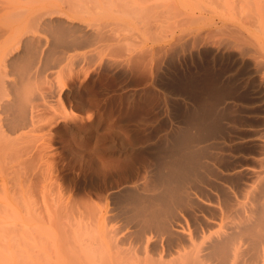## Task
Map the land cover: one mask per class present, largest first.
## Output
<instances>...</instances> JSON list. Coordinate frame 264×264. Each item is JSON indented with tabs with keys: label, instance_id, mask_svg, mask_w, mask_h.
I'll return each mask as SVG.
<instances>
[{
	"label": "bare ground",
	"instance_id": "bare-ground-1",
	"mask_svg": "<svg viewBox=\"0 0 264 264\" xmlns=\"http://www.w3.org/2000/svg\"><path fill=\"white\" fill-rule=\"evenodd\" d=\"M204 1L187 20L178 0H0V207L18 264H264V0ZM202 54L238 74L197 64L182 79L181 60ZM101 71L161 90L158 140L128 129L98 151V132L144 105L91 81L70 112L66 86ZM118 153L129 164L107 170Z\"/></svg>",
	"mask_w": 264,
	"mask_h": 264
},
{
	"label": "rangeland",
	"instance_id": "rangeland-1",
	"mask_svg": "<svg viewBox=\"0 0 264 264\" xmlns=\"http://www.w3.org/2000/svg\"><path fill=\"white\" fill-rule=\"evenodd\" d=\"M179 1V3L181 2H184V4L182 3V4H180L181 5V7H182V5H184V7H185V1H182V0H178ZM190 2L188 3V0H187V2L186 3H188L186 6H187V8H189L190 7V11H188V9L186 8H181L180 7V5H177V7H179L178 8V11L180 12H184V13H186L187 15H190V13L192 12V11H195L196 12V9H197V7L196 6H198L197 4H199V3H202L203 1H199L198 3L196 2V0H195V2L197 3V4H195V2L193 3V4H191L193 1H191V0H189ZM198 1V0H197ZM177 2V1H176ZM205 2V1H204ZM203 2V3H204ZM178 3V4H179ZM202 3V4H203ZM189 4H190V6H189ZM193 5V6H192ZM196 5V6H195ZM199 6H201V4H199ZM196 9H195V8ZM183 9V10H182ZM185 10V11H184ZM179 12H178V14H179ZM180 12V13H181ZM187 12H189V13H187ZM183 13V14H184ZM182 14V15H183ZM186 14H184L185 16H183L182 18L184 19L185 17H188V16H186ZM181 15V16H182ZM180 16V17H181ZM179 18V17H178ZM182 18H181V20H182ZM185 19H187V18H185ZM179 20H180V18H179ZM188 20V19H187ZM190 21V20H189ZM189 21H186L185 23H184V21L182 22V23H184L185 24V27H188V28H190V27H192V26H195L196 28H197V24H195L194 22L192 23L191 21H190V23L192 24V26H191V24L189 25L188 24V22ZM180 22V23H181ZM186 23L188 24V25H186ZM169 25H170V23H168ZM184 24H180L181 26L182 25H184ZM194 24V25H193ZM169 25H167V28H166V30H168V31H166V34H167V32H169V30H171V27L169 28L168 26ZM179 24H178V28H181V26H180ZM180 26V27H179ZM184 27V26H183ZM184 27V28H185ZM183 28V29H184ZM186 29V28H185ZM192 30L193 29H195L194 27H192L191 28ZM188 31V30H187ZM170 33V32H169ZM204 56V57H203ZM194 57V58H193ZM192 57V59L191 58H189V57H186V58H184V60H181L182 62H180L179 63V69H180V73H181V75H180V77L182 78V79H184V78H186V77H189L190 75H192V76H194L195 74H190V72L191 71H194V68H195V65H197V64H202V66H205L206 68L208 67H210V71L207 73V74H214V75H218L219 77H223V78H221L223 81H227L229 78H234L235 77V74H238V72H237V68H236V65H234L233 63H231L229 60H223V61H221L220 63L219 62H217V63H213L212 62V60H211V58H210V56H208V55H204V54H202L201 55V57H199V56H197V55H194ZM203 57V58H202ZM188 58V59H187ZM200 58V59H199ZM189 60V61H188ZM194 60H195V62H194ZM201 60V61H200ZM187 63H186V62ZM211 62L213 63V64H211ZM181 64V65H180ZM222 65V66H221ZM230 66V67H229ZM234 67V68H233ZM90 72V71H89ZM88 72V73H89ZM102 72V71H101ZM99 73V75L98 74H86V77H85V81L84 82H81L82 80H80V81H75V82H72V83H70V84H68V86H66V89H65V93L63 94V99H64V103H65V106L67 105L69 108H70V112H74V114H81L82 115V108H83V112H84V105L87 103V101L89 100V98H88V96H87V94H88V92H89V90H90V86H88V83H90L91 81H96V83L97 84H100V85H103L107 90H108V92H109V90H110V92L109 93H111V91H113L112 92V94L114 93V94H117V95H119V94H122V93H128L129 92V94H131V96L129 95V94H126L127 96L129 95L130 96V98L131 99H134V100H136L137 102H139V101H141V103L142 104H144L143 105V107L142 106H140V107H138L137 108V110L138 111H140L141 110V112H140V114H139V112H137V113H135L137 110H135V114L132 112V111H129V113H133L134 115H132V113L131 114H129L128 112L125 114L124 113V115L126 116L124 119V121H123V123H120V125L124 128V129H122V127L119 125V124H117L116 126H118L119 127V129H117V128H115L114 130H113V133L115 132V136L114 137H108V136H106L105 135V133L103 132V130L102 131H99L98 132V134H99V138L97 137L96 138V140H95V142H96V144H98L97 146L99 147V150L98 151H101V150H103V151H106L108 148H109V146L110 147H112L113 146V144L115 145V144H118L120 141L121 142H123V139H124V141H127L126 139H129V130L128 129H130V131L132 132V134H136L137 135V139H138V141H140L141 140V142H142V144H146V142L148 143V141H150V139H152V141H154V140H158L159 138H160V136H161V134L164 132L163 131V129L165 130L166 129V127L169 129V126H165L164 127V124L162 125L161 124V121L160 120H162V118L161 117H163L165 114V112L162 110V109H164V108H160L161 106H159L160 105V103H162L163 101H164V96H163V94L161 93H159L158 94V92L160 91L161 92V90H158V88H152V86H150L151 84H150V82H149V80H144L143 82H140V83H134V84H130V85H128V86H126L127 84H126V82H119V81H117L116 82V80L114 79V78H112V77H109L110 75L108 74L107 75V73L106 74H104L105 72H102V73ZM91 73H93L92 71H91ZM168 73V72H167ZM134 74V73H133ZM135 74H142V73H135ZM143 74H148V73H143ZM109 77V78H111V79H109V78H104V77ZM225 77V78H224ZM227 78V79H226ZM87 79H88V82H87ZM109 79V80H108ZM149 82V83H148ZM103 83V84H102ZM124 83V84H123ZM150 84V85H149ZM70 85V86H69ZM89 87V88H88ZM154 87V86H153ZM68 88H69V90H68ZM158 91H156V90ZM156 92H155V91ZM119 94H118V93ZM85 93H87L86 95H85ZM156 93V94H155ZM80 94H83L84 96H83V98H81V96H79ZM155 95H156V97H155ZM128 96V97H129ZM163 99H161V98ZM178 96H176L175 98H173V100H174V102L177 104V105H184L185 104V102L180 98V97H178L179 98V103H177V98ZM142 98V99H141ZM159 98V99H158ZM146 101H144V100ZM159 100V101H158ZM86 101V102H85ZM183 101V102H182ZM160 102V103H159ZM182 102V103H181ZM146 103V104H145ZM163 104V103H162ZM161 104V105H162ZM159 106V107H158ZM67 107V108H68ZM163 107V106H162ZM69 108H68V110H69ZM159 108L162 110H159ZM67 110V111H68ZM159 111H161L162 112V114L159 112ZM144 113V115H143V113ZM137 114V115H136ZM80 115V116H81ZM131 117H130V116ZM139 115V116H138ZM163 115V116H162ZM127 116H129V117H127ZM133 116L135 117V118H133ZM127 118H129V121H128V123L126 124V122H127ZM139 118V119H138ZM141 118V119H140ZM165 116L163 117V122H165ZM132 119V120H131ZM124 122H125V124H124ZM58 123V124H57ZM56 124V126H54ZM66 124H67V122H62V121H56L55 123H53L52 125H53V127H54V129H58V139H59V141L61 142L60 143V146L62 147V148H64V146L66 145L65 143H67V141L66 142H64V140H66L68 137H67V126L69 125V123L67 124V126H66ZM107 124H109V122H107L106 123V125ZM72 126V128H73V130L74 131H77V130H81L82 129V126L81 125H79V124H71ZM128 127L126 130H125V128H126V126ZM56 127V128H55ZM62 130V131H61ZM122 130V131H121ZM125 130V131H124ZM128 130V131H127ZM160 131V133H159V131ZM65 131V132H64ZM79 131H77V132H79ZM137 133H139V134H137ZM156 131V132H155ZM165 131H167V130H165ZM101 132H103V133H101ZM127 133H128V135H127ZM158 133V134H157ZM59 134L61 135V136H59ZM63 134V135H62ZM101 134H102V136L103 135H105L106 137H108L107 139H106V137L104 138V136L102 137L101 136ZM118 134V135H117ZM126 134V135H125ZM101 136V137H100ZM123 136H125V137H123ZM142 136V137H141ZM152 138H151V137ZM66 137V138H65ZM119 137H122V138H119ZM141 137V138H140ZM150 137V139H148ZM157 137V138H156ZM155 138V139H154ZM101 139V140H100ZM122 139V140H121ZM140 139V140H139ZM154 139V140H153ZM119 141V142H118ZM146 141V142H145ZM62 142H64V143H62ZM116 142H118V143H116ZM143 142H145V143H143ZM140 143V142H139ZM63 144V145H62ZM65 144V145H64ZM108 147V148H107ZM102 148V149H101ZM103 148H105V149H103ZM110 149V148H109ZM108 149V150H109ZM107 150V151H108ZM119 154V155H118ZM117 155H113V156H110L109 157V155L110 154H107L106 155V157H104L103 159H102V163H103V165L105 166V168L108 170H112V172H117V171H121L125 166H127V162H128V158H124L125 156H120V154L121 153H118ZM108 156V157H107ZM117 156V157H116ZM113 157H114V159H113ZM121 157V158H120ZM126 162V163H125ZM125 164V165H124ZM128 164H129V162H128ZM122 168V169H121ZM258 169V171H261L262 170V168H257ZM111 172V171H110ZM13 181H15V180H13ZM12 181V182H13ZM10 182H11V180H10ZM13 183H15V182H13ZM244 183L246 184V186H253V183H254V179L252 180V179H245L244 180ZM9 185H13L12 183H8V186ZM14 204V203H13ZM8 209H7V207L6 206H4V205H2V208L0 207V212L2 211V224L0 223V259H2L1 261H2V263H1V261H0V264H18V255H17V228H16V219H15V217H7L6 216V214H8V212H6ZM1 250H2V252H1ZM6 253H5V252ZM9 252V253H8ZM7 253L9 254V256L8 257H11V259H9L8 257H6L7 256ZM6 254V255H5ZM5 256V257H4ZM3 257H4V260H3ZM9 261V262H8ZM11 261V262H10ZM3 262H6V263H3Z\"/></svg>",
	"mask_w": 264,
	"mask_h": 264
}]
</instances>
